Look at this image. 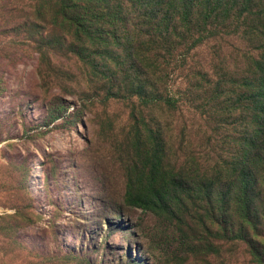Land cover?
Listing matches in <instances>:
<instances>
[{
  "label": "rangeland",
  "instance_id": "1",
  "mask_svg": "<svg viewBox=\"0 0 264 264\" xmlns=\"http://www.w3.org/2000/svg\"><path fill=\"white\" fill-rule=\"evenodd\" d=\"M250 5L237 23L212 26L218 36L190 55L179 48L169 66L186 101L163 118L175 134L185 129L203 161H231L248 121L241 93L249 58L264 53V0ZM40 8L39 0H0V264H168L173 226L125 202L130 109L107 103L104 91L82 94L66 34L51 32ZM55 99L66 112L47 123ZM260 197L258 254L237 239L211 264H264Z\"/></svg>",
  "mask_w": 264,
  "mask_h": 264
},
{
  "label": "trees",
  "instance_id": "2",
  "mask_svg": "<svg viewBox=\"0 0 264 264\" xmlns=\"http://www.w3.org/2000/svg\"><path fill=\"white\" fill-rule=\"evenodd\" d=\"M252 1L39 0L43 23L66 34L62 41L80 67L82 94L104 91L107 103H127L130 109L133 161L127 166L125 202L173 226L178 241L165 243L168 264H211L237 239L252 254L259 251L252 233L264 192V53L249 58L241 93L248 121L231 161L195 157L185 129L175 134L177 125L163 118L186 101L169 71L179 48L190 55L215 39L212 26L237 23ZM258 17L264 21V8ZM222 88L217 83L216 91ZM46 111L52 123L66 108L55 99Z\"/></svg>",
  "mask_w": 264,
  "mask_h": 264
}]
</instances>
